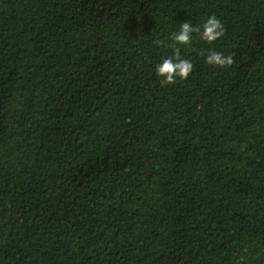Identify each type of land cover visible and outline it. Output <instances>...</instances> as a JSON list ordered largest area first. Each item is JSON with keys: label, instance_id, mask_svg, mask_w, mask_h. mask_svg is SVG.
I'll return each mask as SVG.
<instances>
[{"label": "trees", "instance_id": "obj_1", "mask_svg": "<svg viewBox=\"0 0 264 264\" xmlns=\"http://www.w3.org/2000/svg\"><path fill=\"white\" fill-rule=\"evenodd\" d=\"M0 264H264V0H0Z\"/></svg>", "mask_w": 264, "mask_h": 264}, {"label": "clouds", "instance_id": "obj_2", "mask_svg": "<svg viewBox=\"0 0 264 264\" xmlns=\"http://www.w3.org/2000/svg\"><path fill=\"white\" fill-rule=\"evenodd\" d=\"M198 33L201 40L211 44L222 38L225 29L222 22L212 15L203 23L202 28L199 25L193 26L191 21L182 22L179 32H173L171 39L176 45H189L192 41V34ZM158 46L164 45V41H155ZM173 47V45H168ZM201 55H204L202 52ZM208 65L218 68L231 67L234 63L233 55H227L216 51L207 54L206 61ZM193 71V64L190 60L182 58L180 49L177 47L174 56L163 59L162 63L155 66L156 75L162 78V85L174 84L177 78L186 80Z\"/></svg>", "mask_w": 264, "mask_h": 264}]
</instances>
